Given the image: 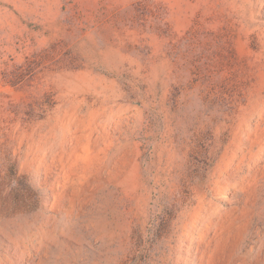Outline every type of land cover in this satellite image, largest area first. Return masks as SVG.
Here are the masks:
<instances>
[{
  "label": "rangeland",
  "instance_id": "obj_1",
  "mask_svg": "<svg viewBox=\"0 0 264 264\" xmlns=\"http://www.w3.org/2000/svg\"><path fill=\"white\" fill-rule=\"evenodd\" d=\"M0 264H264V0H0Z\"/></svg>",
  "mask_w": 264,
  "mask_h": 264
}]
</instances>
